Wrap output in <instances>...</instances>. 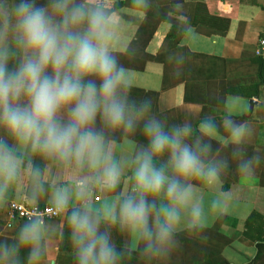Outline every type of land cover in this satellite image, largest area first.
<instances>
[{
	"label": "clouds",
	"instance_id": "9594fccd",
	"mask_svg": "<svg viewBox=\"0 0 264 264\" xmlns=\"http://www.w3.org/2000/svg\"><path fill=\"white\" fill-rule=\"evenodd\" d=\"M117 15L109 0H0V203L24 181L33 203L48 196L74 264H127L134 253L168 264L180 231L202 232L205 241L209 218L229 207L221 150L231 149L247 178L264 157L247 152L248 121L226 114L219 123H170L150 96L133 98ZM117 149L126 154L118 158ZM37 157L50 164L42 169ZM129 169L131 190H118ZM124 235L129 244L118 245L114 236ZM51 250L37 213L14 241H0V264H41Z\"/></svg>",
	"mask_w": 264,
	"mask_h": 264
},
{
	"label": "crops",
	"instance_id": "0c3cea01",
	"mask_svg": "<svg viewBox=\"0 0 264 264\" xmlns=\"http://www.w3.org/2000/svg\"><path fill=\"white\" fill-rule=\"evenodd\" d=\"M118 1L125 0H109V3L113 6ZM176 1L168 0L167 3L174 5ZM154 4L159 6L158 0ZM204 4L207 18L229 19L226 33L204 36L191 28L177 48L161 52L160 45L170 26L160 24L146 47V51L157 55L158 59L147 62L141 71L130 70L132 87L158 93V113L170 123L191 121L196 125L204 116H213L219 123L226 114L237 122H250L254 133L245 147L249 155L255 151L264 157V58L256 54L258 41L264 38V0H205ZM116 12L122 40L117 51L123 53L135 37L145 14L129 6ZM250 102H253L252 106ZM221 134H224L223 129ZM4 135L0 130V136ZM115 135L121 138L120 133ZM136 139L140 137L137 135ZM213 144L219 147L215 141ZM230 152V148H223L219 153L229 159L230 166L223 177V182H230L228 189L224 190L231 196L229 207L224 214H213L209 218L204 229L207 240L201 239L202 232L189 230L180 231L178 235L181 239H178L185 249L208 244L217 247L221 257L230 264H244L255 256L256 244L252 240L264 237V163L253 177H242L231 161ZM116 154L120 158L126 153L117 149ZM34 162L42 169L50 164L39 157ZM129 174L130 169L126 171L118 190H131L132 184L126 179ZM30 195V187L24 181L0 203V241H14L19 225L25 223L10 219L9 205L51 206L48 196L33 203ZM209 198L210 194H207L206 202ZM254 213L257 216L252 217ZM44 221L49 229L52 250L41 264H70L71 255L60 256L58 252L63 216ZM245 229H248L250 238L244 236ZM114 239L118 245L129 244L126 235L114 236ZM26 257L27 252L22 251V262L26 261ZM174 258H177L176 252L170 260Z\"/></svg>",
	"mask_w": 264,
	"mask_h": 264
},
{
	"label": "trees",
	"instance_id": "16d2710c",
	"mask_svg": "<svg viewBox=\"0 0 264 264\" xmlns=\"http://www.w3.org/2000/svg\"><path fill=\"white\" fill-rule=\"evenodd\" d=\"M154 1L156 0H147L148 7L143 10L140 9L145 14L141 26L137 30L135 37L131 40L127 50L123 53L118 52L120 62L129 70L141 71L147 62L157 61L158 56L148 53L146 47L152 40L157 27L162 23L169 25L170 28L160 45L159 51L161 52L177 48L187 30L191 28L204 36L215 35L218 32L225 34L227 31L229 19H217L211 16L207 18L209 16H207L208 13L204 4L205 0H177L174 5L167 3L168 0H158L160 7L154 6ZM126 6L137 8L127 0L114 3L112 8L118 11ZM145 95L152 98L153 110L160 115L156 105L158 93L135 87L131 88V96L133 98L138 100ZM229 185L230 182L225 180L222 186L223 190H227ZM39 206L43 207L45 205L41 204ZM254 216H257V214H252V217ZM243 234L245 237L250 238L248 229H245ZM178 237L180 238L181 236L178 235ZM252 242L256 244L255 256L244 264H264V237L253 239ZM207 245L188 246L185 249V245L183 244L176 250L178 259H171L168 261V264H230L221 257V252L217 247ZM58 252L60 256L64 254L71 255L69 263L74 264L65 221L63 223ZM127 264H147V262L134 253L128 258Z\"/></svg>",
	"mask_w": 264,
	"mask_h": 264
},
{
	"label": "built area",
	"instance_id": "2783aa9c",
	"mask_svg": "<svg viewBox=\"0 0 264 264\" xmlns=\"http://www.w3.org/2000/svg\"><path fill=\"white\" fill-rule=\"evenodd\" d=\"M256 54L257 56L264 58V38L259 39ZM37 213L42 215L44 217V220L56 219L62 216L52 206L49 205L40 207L26 205L23 203H12L11 205H9L8 209V215L10 219H16L25 222H27L29 217Z\"/></svg>",
	"mask_w": 264,
	"mask_h": 264
},
{
	"label": "rangeland",
	"instance_id": "374dc122",
	"mask_svg": "<svg viewBox=\"0 0 264 264\" xmlns=\"http://www.w3.org/2000/svg\"><path fill=\"white\" fill-rule=\"evenodd\" d=\"M128 2H131V3H133L132 2V0H127ZM111 6V5H110ZM154 6H157V4H154ZM112 7V6H111ZM159 7V6H158ZM122 31V30H121Z\"/></svg>",
	"mask_w": 264,
	"mask_h": 264
},
{
	"label": "water",
	"instance_id": "95a60500",
	"mask_svg": "<svg viewBox=\"0 0 264 264\" xmlns=\"http://www.w3.org/2000/svg\"><path fill=\"white\" fill-rule=\"evenodd\" d=\"M253 105V102H250V106H252Z\"/></svg>",
	"mask_w": 264,
	"mask_h": 264
}]
</instances>
